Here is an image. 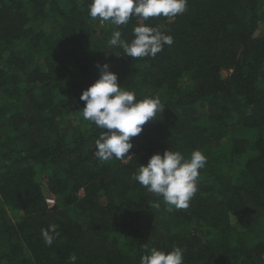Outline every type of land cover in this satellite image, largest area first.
<instances>
[{"label":"trees","instance_id":"trees-1","mask_svg":"<svg viewBox=\"0 0 264 264\" xmlns=\"http://www.w3.org/2000/svg\"><path fill=\"white\" fill-rule=\"evenodd\" d=\"M88 2L0 0V264H140L153 247L182 248L184 264H264V0H187L172 19L118 27ZM142 23L173 44L134 60L106 48ZM97 62L164 106L125 160L94 155L101 130L82 116ZM168 148L207 158L175 212L132 179Z\"/></svg>","mask_w":264,"mask_h":264},{"label":"clouds","instance_id":"clouds-1","mask_svg":"<svg viewBox=\"0 0 264 264\" xmlns=\"http://www.w3.org/2000/svg\"><path fill=\"white\" fill-rule=\"evenodd\" d=\"M187 0H89L88 15L93 20L110 22L112 25H126L133 17L140 21L164 17L172 19L186 11ZM171 35L160 27L146 23L137 24L132 29L131 41L122 38L119 30L113 31L106 48H120L124 57L133 60L155 57L164 45H172ZM99 77L79 99L84 102L82 116L101 130L95 140L94 155L101 161L113 158L125 160L131 156V139L138 136L147 122L158 118L163 112L159 97L136 98L133 91L125 90L118 83V76L110 70L108 63L97 62ZM207 158L200 150H194L189 158L181 152L166 149L162 154H153L147 164H140L132 179L145 187L148 192L162 197L169 210L185 209L197 191L199 170L206 165ZM159 208V203H150ZM54 228L42 230L45 243L51 246ZM140 264H184V250L173 247L164 251L155 247L145 250Z\"/></svg>","mask_w":264,"mask_h":264},{"label":"rangeland","instance_id":"rangeland-1","mask_svg":"<svg viewBox=\"0 0 264 264\" xmlns=\"http://www.w3.org/2000/svg\"><path fill=\"white\" fill-rule=\"evenodd\" d=\"M83 192V191H82ZM172 211H177V209H175V208H173L172 209ZM11 217L14 219V220H16V218H15V215H11ZM172 213L171 212H167L166 213V215H165V218L164 219H162L161 221H160V224H170V222L172 221ZM100 239H101V237H99V236H93L92 237V239L91 240H89V242H93V245L94 244H97L98 243V241H100Z\"/></svg>","mask_w":264,"mask_h":264}]
</instances>
